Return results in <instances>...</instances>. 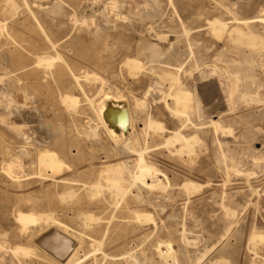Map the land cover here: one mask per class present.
Masks as SVG:
<instances>
[{"label": "rangeland", "instance_id": "374dc122", "mask_svg": "<svg viewBox=\"0 0 264 264\" xmlns=\"http://www.w3.org/2000/svg\"><path fill=\"white\" fill-rule=\"evenodd\" d=\"M154 10L157 15L153 18ZM254 16L264 18V0H0V27L4 30H0V34L33 38L32 43H37L39 48L48 45V57L55 60L49 68L54 75L49 79L51 113L47 116L52 131L59 132L56 138L65 139L69 151L77 153L76 147L68 142L76 137L83 141L81 147L85 160L92 155L97 158L94 160L96 170L117 163L120 157H117L110 138L101 129L99 134L104 146L98 147L99 141H94L98 138L88 129L89 117L93 114L90 101L93 100L97 107L104 99V93H119L134 108V99L139 98L145 101L144 113L152 114L164 127L161 134L150 131V161L157 169V176L163 180L168 176L170 183L190 180L201 185L198 190L189 192L180 186L141 191L143 202L135 208L143 215L140 220L129 212H114L108 206V195L100 194L95 196L94 204L90 202L91 205L86 207L99 219L90 225L83 224L82 219L72 212L67 215L56 212L59 204L53 182L24 177L33 168L29 159H17L23 170L18 171L15 179L7 176L4 164L0 162V264H63L66 261V257L59 261L37 246L38 234L47 226L45 218L40 225H31L29 230L22 231L17 221L18 211L50 215L62 223L64 227L61 225L60 228L64 232L57 225L52 229L59 228L67 238L75 237L74 240L68 238L77 251L73 263L69 264H264V242H259V245L251 242L253 232L264 233V23L248 28L236 21V18L250 19ZM214 20L228 23L222 35L218 34L221 32L219 29L208 26ZM236 27L240 36L230 33ZM250 32L260 40L254 38L256 47L250 46L253 42L249 44L247 35ZM250 39L253 41L252 37ZM4 41L2 37L0 60L4 53L14 50L12 46H3ZM166 48L173 50L171 64H184L178 74L182 79V90L190 96L193 123L198 128L202 127L196 130L187 124L182 130L186 136L198 135L199 138L194 152H184L186 156L176 154L174 148H180L179 143H167L183 121L172 116L166 108V101L171 108L174 107L172 100L164 98L168 83L159 79L162 92L157 90L158 94L146 99L145 87L153 86L157 78L145 77L143 73L131 77L127 66H124L126 60L136 59L138 55L141 62L150 65L146 62H151L156 55L155 58L163 60L153 59L152 65L166 69L167 59L162 55ZM177 49L178 52L180 49L183 51L178 53ZM68 66L80 73L86 71L88 77L95 74L87 79L90 82L84 79L85 93L71 87L73 82ZM5 73L6 70L0 66V91L9 81ZM186 73L189 77L185 76ZM204 85L216 90L209 101L201 95ZM10 90L12 93L9 95L7 92L0 96L4 104L13 108V105L21 103L16 94L19 90L14 85ZM61 90L78 99V114L74 118V113L67 111L70 104L62 102L59 97ZM27 91L40 97L45 92L32 87ZM5 96L15 98L9 100ZM42 100L39 101L41 112L44 111ZM135 111L137 116L141 112ZM3 113L4 116L0 111L2 119L7 121L10 117L8 122L16 131L19 128L17 121H20L18 113H13L14 116L10 111ZM210 120H219L227 131L215 134L213 128H206ZM143 128L144 123L140 121L135 131ZM10 140L13 152L22 148L20 140L14 136ZM87 165L84 161L82 170L89 171ZM144 216L151 219L148 221ZM166 243L171 252L167 257L160 255ZM15 247L32 251L29 256H22V252L14 255Z\"/></svg>", "mask_w": 264, "mask_h": 264}, {"label": "bare ground", "instance_id": "6f19581e", "mask_svg": "<svg viewBox=\"0 0 264 264\" xmlns=\"http://www.w3.org/2000/svg\"><path fill=\"white\" fill-rule=\"evenodd\" d=\"M11 2H10V4H11ZM12 4H13V6H16V5H14L15 4L14 2ZM25 7H27V5ZM16 10H18V8ZM16 10H14L15 13H16ZM117 10H116V12H117ZM143 14H140V15H143ZM30 15H31V13H30ZM152 15L154 18L155 10H154V14H152ZM148 16H146V18H148ZM118 17H116V18H118ZM150 17H151V15L149 16V18ZM123 18H124V16H123ZM153 18H151V19H153ZM124 19L126 21V18H124ZM83 20L85 21V19H83ZM107 21H108V18H107ZM236 21L238 22V24L244 25V26L250 28L251 26H254V24H256V23H264V18L260 17V16H254L253 18H250V19H238V18H236ZM4 26H5V23H4ZM84 26H85V28H87L86 24ZM208 26L212 27L213 29L214 28L219 29L221 32L218 34L222 35V33H223L222 30L227 29L228 23H225L223 21L214 20V22L212 21ZM105 28H106V26H105ZM83 29H84V27H83ZM0 30L2 31L3 29L1 28ZM84 30H86V29H84ZM88 31L89 30H87V32ZM217 31L218 30H216V33H217ZM93 32L94 31H92L91 33H93ZM185 33L188 34L189 31H186ZM230 33L231 34L232 33H236V34L238 33L237 35L241 34L238 27H236L233 31L231 30ZM230 33H229V36H230ZM45 36H46V40H47V35L45 34ZM166 36H168V35H166ZM247 36H249V38L246 37L249 41V44L253 42V45L250 44V46L256 47V45H257L256 41L258 40V37H254L255 34H253L251 32ZM2 37L5 38V41L2 43V45L3 46H5V45L12 46V48H14V50L8 54L4 53L1 57V60H0V66L2 68H4V70H6L5 74L8 75V77H9V81L7 79L8 83H6L7 86L5 88L4 87L2 88V90L0 91V95H2V97H3L4 94H7V92H8L7 95H9V93L11 92L10 89L14 85V87L19 90V92L16 94H17V99L21 102L18 105H16V104L13 105V103L16 101H14L13 103L11 102L13 105V108H11V106L6 105V103L4 104L2 102L3 100L1 99V96H0V111H1L2 115L4 114L3 111L4 112L10 111V112H12V114L17 112L19 115L18 119L20 118L19 119L20 121H17V122H19V124L14 120L16 122L15 126H17V124L19 125V128L15 131L11 128L12 123L10 124V122H8L9 121L8 119H10V117H8L7 121H5L4 119H2V115L0 114V162H1V164H4L3 170L7 174V176L9 175L13 179L18 178V176H17L18 171L23 170V166L20 164L21 162L19 164H17V161H18L17 159H19V160H23L20 158L29 159L30 164L33 165V168L27 174H25L24 177L32 176V179H40L42 181H47V180L50 181L51 180L53 182V186L55 187L56 202L59 204L58 207L56 206V212L61 211L60 214H63V215H67L69 212H72V214L75 217H77L78 219H82L83 224H90V225L92 223L96 224L99 221V219L97 217L93 216L92 215L93 211L88 210L86 207L88 205H91L90 202L93 203L95 196H98L100 194L102 196H105V197H106V195H108L107 196L108 198L106 197L108 206L112 207L114 212H117L119 214L121 212H127V213L129 212V213L133 214L134 218L140 220L143 215L139 214L135 210V208L142 201V196H140L141 191H143V190L144 191L145 190H147V191H159V190H166V189H169L172 187H179L180 186V188L189 192V191H196V190H198V188L201 187V185L199 183L192 182L190 180H187V181L185 180L184 182H181L179 184H177V183L175 184V183H170V181H168V179H167L168 176L166 177V180H163L159 176H157V173H158L157 169L154 167L153 163L150 161V153L152 152V146L150 145V138H151L150 131H153V133H155V134H161L162 131L164 130V127H163L162 123L159 122L158 120H156V117H154L152 114L144 113L145 101H143L139 98L134 99V102H135L134 108L136 110L138 109L141 111L138 116L136 115L135 109L119 93H117V94L116 93L114 94L112 92L104 93V95H103L104 99L98 104L97 107L94 105L93 100L90 101L91 103L89 102L90 106L92 104L91 107L93 109V114H92V117H89L90 118L89 119L90 126L88 127V129L90 130V132L93 134L94 137L96 136L98 138L97 140H94L97 142L99 141L97 143L98 147L101 146L103 148V146H104L102 143V140L100 138V134H99L101 129L104 131L106 136L110 138V140L114 144V150L117 152V157H120V160L117 163H115V164L110 163L108 166L101 167V168H99V170H96L95 167H96L97 163H95L94 160H96L97 158L92 155L89 159L85 160V158H84L85 154L83 153V148L81 147L83 141L80 138L78 139L76 137H72V139L70 141H68L69 144H71V146L76 147L77 153H73L72 151H69L68 150L69 148H67V146H66L67 141H65V139H63V138H59V139L56 138L59 135V132L52 131L51 124L49 123V117L47 116V114L49 115V113H51L50 80L49 79L52 78L54 75L53 70H49V68H52V66L54 65V62H55L54 59L48 57V45L43 47V48H39L37 43H32L33 38L27 39L24 37H18L15 34H0V39H2ZM251 37L253 38V41H251V39H250ZM95 38H97V36ZM254 38H257L256 41ZM241 39L243 40L242 37H241ZM242 40H240L241 43H242ZM258 41H260V40H258ZM254 42H256L255 43L256 45H254ZM241 43H239V44H241ZM259 43L262 44L263 42H259ZM242 45H244V44L242 43ZM245 46H246V44H245ZM147 47H148V45H147ZM147 47L145 46L146 49H147ZM153 47H155V46H153ZM259 47H261V46H259ZM187 48L189 49L188 46H187ZM52 49H53V47H52ZM167 49L168 48H166V50ZM152 50H154V49H152ZM155 50H156V48H155ZM180 50H179V52H180ZM262 50H263V48H262ZM157 51L159 52L160 50H157ZM172 51H173L172 49L167 50V51L164 50V53L162 54L167 59V62L165 64V67L167 66L166 69H163V67H162V69L161 68L158 69L159 65H157V68H155L156 64L152 65L153 64V63H151V62H153L152 60L153 59H159V58H155L156 55L153 58L152 55L150 54V52H149V54L153 59L151 60V62H149V61L146 62V63H149L150 65H146L143 62H141V58H139V55H138V56H136V59L126 60L127 62H125L124 66L125 65L127 66L128 74L131 77H137L138 74L143 73L145 77L157 78V79H155L156 82H154V84L152 83L153 86L145 87L144 98H146V99L152 95H155L157 90L158 91L160 90L162 92L163 88H161L159 85L161 82V81H159V79L162 80V83H165L164 81H166L168 83V89L165 91V97L164 98L168 97L170 100H172L174 107L171 108L170 105H168L167 101L165 99H163L164 101H166V106H167L166 108H168V110L172 116H174L176 118L178 117L180 120H183V121H182L180 128H177L175 130V132H173L172 137H170L167 140V143L168 144H171V143H173V144L179 143L180 144V148H178V149L174 148V150L176 151V154H178V156H179L181 154L185 155L184 152H187L186 154L193 153L194 152L193 148L196 147L197 143L199 142L198 141L199 140L198 135L186 136L182 133V130L186 127L187 124L193 125V127L196 130L201 129L202 127L198 128V126L193 123L192 117L190 116V114L192 112V109L190 107V99H189L190 96H189L188 92L182 90V86H183V84L181 82L182 79L178 75L179 71H181V68L184 64L179 63L178 66L171 64V60L173 59V52ZM181 51H183V50H181ZM189 51H190V49H189ZM161 52H162V50H161ZM177 52H178V49H177ZM155 54H156V52H155ZM190 54L192 56L193 52L191 51ZM159 55H161V53ZM186 55H187V53H186ZM58 56L59 55H57V58H58ZM178 56H179V54H178ZM148 58H147V60H149ZM159 60H158V62H159ZM162 60L163 59H161L160 61H162ZM178 61L181 62V60H178ZM175 62H176V60H175ZM199 62H200V60H199ZM62 63H63V61H62ZM154 63H157V60H155ZM176 64H177V62H176ZM189 67L190 66H188V68ZM68 69H69V73H70V78L72 79V82H73V86H71V87L75 88L77 90L79 89L81 92L85 93L84 79L86 80V82L87 81L90 82L87 79L88 78L90 79V77L93 74L90 75V77H88L89 74L86 71L85 72L83 71L82 73H80V72L76 71L75 69H73L71 66H68ZM172 69L175 70V73L172 72ZM185 71H187V70H185ZM188 73H189V70H188ZM188 73H186V75L185 74L184 75L188 76L187 75ZM184 75H182V76H184ZM8 77H6V78H8ZM217 77L219 78V76H217ZM1 78H0V80H2ZM95 79H96V76H95ZM95 79L92 80L93 84H94ZM106 82H103V83H106ZM210 82H213L212 79ZM205 83H208V81ZM132 84H135V83H132ZM217 84H215V85L217 86ZM163 86H165V85H163ZM198 86H200V85H198ZM216 86H215V88H217ZM27 87L28 88L32 87L34 89L41 88L45 92H42L41 97H40V96H37L35 93H29L27 91V89H28ZM204 88L205 89L202 90V94L201 93L200 94L203 97L205 96L208 100V98H211L212 95L214 94V91L216 92V90L214 88H213L214 90L212 88H206V86ZM99 90L101 91V89H99ZM199 90L201 91L200 88H199ZM103 92H104V90H103ZM233 92H234V90H233ZM156 94H158V92ZM5 97L8 98L7 96H5ZM11 97L12 96H10L9 98H11ZM59 97H60V99H62L61 100L62 102L70 104V106L67 107L68 109L67 108L66 109H67V111L74 113V115L72 116L74 118V116L76 114H78V112L76 111V105L78 104V99H75L71 93L63 92L62 90L59 93ZM243 97L245 98V96H243ZM6 98H5V100H6ZM13 98H15V96ZM13 98H11V99H13ZM41 99H43L42 104H41L42 108H44L43 112H41V109L39 106V101H41ZM9 100L8 101L6 100V101L9 102ZM257 100H258V98H257ZM260 102H261V100H260ZM217 108H218V106H217ZM125 112H126V115H125ZM14 115L15 114H13V116ZM42 120H44V121L42 122ZM14 121H11V122L14 123ZM140 121H143L144 128L140 131L139 130L135 131L136 125L138 123H140ZM36 123H38L39 126H36ZM209 123H210V125L206 128H213L215 134H217L219 132L224 133L227 131L225 129V127L223 126V124H221L222 122H220L219 120H217V121L210 120ZM12 136H14L16 139L20 140L21 144H23L22 148L18 149V151H15V152H13L14 147H13V144L10 140V139H12ZM93 136H91V137H93ZM94 137H93V139H94ZM90 139H92V138H90ZM26 149H31V151L29 152ZM192 150H193V152H192ZM73 151H75V150H73ZM71 152H72L73 156L70 155ZM132 156H134L136 158H134ZM84 161L86 163H88L87 166L89 167V171H86V169L82 170L84 168ZM224 167H225V165H224ZM67 199L70 202L68 201L69 203L65 204V201H67ZM99 203L100 202H98L97 204H99ZM122 217L123 216H119V218H122ZM144 217H145V219L148 220L147 216H144ZM44 218H45V222H46L47 226H46L45 230H43L40 234H38L37 246H39V248H41L47 254L51 255V257H52V255H54L55 257L59 258V261H61L62 258L66 257V261L64 260L65 262L63 264H69V263H71V261L73 263L72 259L74 258L75 252H77V251L75 250L76 248L74 249V247L72 246L73 245L72 241L70 239H68L71 237L70 236L68 238L65 237L63 235V233L59 230L62 223H59V221H57L56 218H53L50 215H47V217H46V216H42V215H37L34 212L33 213L32 212L23 213L21 211H18V215H17V221L20 224L22 231L29 230L31 225H33V226L34 225L35 226L40 225ZM146 224H147V221H146ZM54 225H55V227L57 225V227H59V228L52 229V228H54ZM63 227L64 226L62 225V228ZM62 228H60V229H62ZM62 231H63V229H62ZM66 232L67 231H65V235H67V233H68V232L67 233ZM73 237L71 238L72 240L75 239V237L74 238ZM4 238H5V236H3V239ZM251 242L255 243V244L258 243V245H259V242L263 243L264 242V233L253 232V234L251 235ZM95 246H97V245H95ZM253 247H254V244H253ZM78 248H79V246H78ZM30 251H32V250H29V248L26 249V248H22V247H15L13 249L14 255H18L19 253L22 252L23 253L22 256L23 255L29 256V254L31 253ZM254 252H255V250H254ZM50 253H52V254H50ZM169 253H171V252H170L169 246L166 243V247L165 248L162 247V249L160 251V255L163 254V256L167 257L170 255ZM256 255H257V253H256ZM140 256H138V258H141ZM131 259H134V258H131ZM138 260H140V259H137V261ZM163 261L165 262L166 260H163ZM134 262H136V261H134Z\"/></svg>", "mask_w": 264, "mask_h": 264}]
</instances>
